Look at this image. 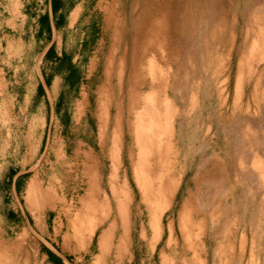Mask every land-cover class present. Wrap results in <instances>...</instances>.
Returning a JSON list of instances; mask_svg holds the SVG:
<instances>
[{"label": "rangeland", "instance_id": "1", "mask_svg": "<svg viewBox=\"0 0 264 264\" xmlns=\"http://www.w3.org/2000/svg\"><path fill=\"white\" fill-rule=\"evenodd\" d=\"M63 2L53 14L51 0H0V264H53L47 249L63 264H264V0H160L165 22L156 24L160 42L149 51L166 73V83L155 87L168 101L166 134L163 143H151L159 133L147 129V145L132 150L124 131L116 146L111 139L101 143L89 110L109 68L115 70L114 95L128 88L138 0ZM143 2L135 10L138 17ZM46 12L49 21L42 23ZM169 24L171 37L164 29ZM50 47L80 67L76 89L64 85L62 74L48 76ZM121 65L124 87L116 72ZM39 84L47 89L38 92ZM114 146L130 195L128 249L119 255L115 244L108 252L96 251L100 233L116 220L110 209L90 240L74 234L88 163L96 200L107 207L112 199L107 152ZM86 151L94 165L83 164ZM130 154L139 171L144 167L150 192L176 183L170 209L159 214L154 243L148 240L147 216H140ZM25 192L39 194L42 208L30 209ZM188 194L184 217L191 244L180 235L170 238Z\"/></svg>", "mask_w": 264, "mask_h": 264}, {"label": "bare ground", "instance_id": "2", "mask_svg": "<svg viewBox=\"0 0 264 264\" xmlns=\"http://www.w3.org/2000/svg\"><path fill=\"white\" fill-rule=\"evenodd\" d=\"M139 2L140 0H138L134 12L132 14L133 19L135 18L136 22H133L134 29L132 32V36H133L132 52L134 54L132 72H130L129 77H126L128 88L125 93H124V89L121 91L122 96H120V94L117 92L116 95L118 98L116 99V95H114V92L110 90V84H112L111 81L113 74L115 73V70L112 71L109 70L110 69L109 68L108 71H105L102 74L101 77L102 81L98 84L96 90L93 92L94 102L92 108L89 110L91 115L96 118V134H97V139L101 143L102 142L105 143L106 141H108V139H111L113 141V145L116 146L117 141L122 135V131H124L127 134V137L129 135L128 139L130 140V145H131L130 150L135 148L143 149V147L147 145V140L146 138H144L147 129H149L150 131L155 130L157 133H159V135L156 134L157 138L156 137L151 138L152 139L151 143L155 141H157L158 143H163L164 141L163 136L166 134V127H167L165 123L166 122L165 119L168 118V113L165 110V107L168 105V101H166V99H164L162 95L159 94L160 92L156 93L157 90H155V87L159 89L163 84L166 83V78H165L166 73L164 72V65L158 64L157 63L158 59L155 58V55L149 51L150 47L153 46V48H155L157 41H158L157 43L160 42L155 38V36L160 32L162 28L157 27L156 24L158 23L159 25H161L160 23L165 22V20H163L164 16L162 15L164 12L161 9H159L160 4L158 5V3L160 2V0H144L143 8H141L142 10L141 16L138 17L135 14V10L139 6ZM108 19L106 20L107 25L110 24ZM172 28H174V26ZM164 29L165 32L169 33L168 35H170L171 37L170 24L167 25ZM123 34L124 33L122 31L121 35ZM117 36L119 35L113 33L112 40H116ZM149 53L151 54L150 57L148 56ZM116 72H118L120 75L121 87H124L123 83L125 81L126 68L124 70V66L121 65L119 70ZM153 78L157 80L156 83H154ZM144 89H148L147 92L143 91ZM119 96L121 97V99ZM126 99L129 100L128 109H125L126 106H124V102H126ZM126 115L128 116L127 118H125ZM155 120H158L157 121L158 123H156ZM115 146L113 147L112 150L107 152L110 158L109 161L111 163L107 180L112 192L111 194L112 199L109 198L108 200L109 201V204L107 205L108 208L105 207V205L102 202L96 200L98 196V190L95 187L94 177L90 176V173L92 174V171H90L91 164L88 163V161H91L94 165L95 158H93L89 154V152L87 151L83 152V164L87 165L88 163V170H87L88 180L86 179L88 187L86 188V192L83 197L84 201L82 202V205H80V211L77 213L78 215L76 216L79 221L78 229H76L75 230L76 232L74 233L76 240H79V238H84V237L90 240L91 235L94 232L96 223L102 221L103 218L105 217V209L108 210L110 209L111 212L114 213L116 217V220L111 222L107 226V228L100 233L98 237L96 251L99 254L108 252V250H110L111 248L113 249L114 244H115V252L117 253V255L121 254V252L125 250V248L128 249L127 237L130 228L129 225L130 221L128 219V209L130 208L128 207L130 205V195L126 185L124 184L122 178H120L119 175V166L117 165V162L115 160V152H113L116 148ZM130 157H131L130 159L131 175L139 191L140 216H142L143 214L147 216V226H149V228L151 229V236L148 237V240L150 243H154L157 240L158 236L160 235L159 225H160L161 217H159V214L164 209L169 207L170 202L174 195L176 183L173 181L168 184H164L163 187L160 189V191L157 193L150 192L151 190L146 189L144 183L145 182V179L143 178L144 167H141L139 171L133 159V155L130 154ZM27 196L29 198L28 205L30 209L42 208L41 206H38V204H40L39 194H34L33 196H31V194H27ZM190 199H191V195L188 194V197H186L180 203V206H178L179 214L177 216V226H176V222H173L174 229H173V233L172 232L170 233V238H172L174 235L175 239H177L180 235L182 236L181 238L184 239L183 240L184 242H189L191 244L192 240L190 241L188 237L190 235L189 234L187 235V231H186V224H185L186 216L184 214V212H187L189 210L188 208L190 205ZM173 203L175 202L173 201ZM70 209L71 207L69 208V210ZM118 221L119 224L117 223ZM98 227L99 226H97V228ZM118 230H120L119 236L117 234V232H119ZM176 230H178L177 234L175 233Z\"/></svg>", "mask_w": 264, "mask_h": 264}, {"label": "trees", "instance_id": "3", "mask_svg": "<svg viewBox=\"0 0 264 264\" xmlns=\"http://www.w3.org/2000/svg\"><path fill=\"white\" fill-rule=\"evenodd\" d=\"M64 6L65 5H64L63 0H51V10L53 14H57V12L60 11ZM40 21L42 23H45V22L48 23L49 17H48L47 12L40 17ZM58 21H61V20L58 18ZM49 28L50 27L48 25V29ZM46 57L54 60V62L51 65V70L48 76L52 77L53 75H56V74H62L64 85L68 89H76L81 81V77H82L81 69L75 63H73L71 57L66 52H64L60 57L56 56L52 47H50L48 51L46 52ZM37 90L38 92L43 91L42 84H39L37 86ZM62 99H63V94L62 96L60 95L58 99V103H60ZM46 251L48 253V257L50 261L53 264H63V261L61 260V258L56 256L52 251L48 249Z\"/></svg>", "mask_w": 264, "mask_h": 264}, {"label": "crops", "instance_id": "4", "mask_svg": "<svg viewBox=\"0 0 264 264\" xmlns=\"http://www.w3.org/2000/svg\"><path fill=\"white\" fill-rule=\"evenodd\" d=\"M73 19V18H72ZM56 20H57V18H56ZM58 21V20H57ZM76 22V19H75V21H74V23ZM53 27H55L53 24H51V28L53 29ZM55 76H57V75H53V77H55ZM42 87H43V89L44 90H46L47 89V87L46 86H44L43 84H42Z\"/></svg>", "mask_w": 264, "mask_h": 264}]
</instances>
